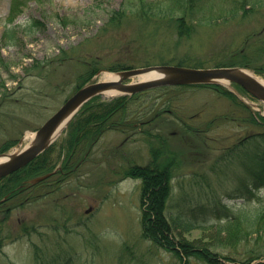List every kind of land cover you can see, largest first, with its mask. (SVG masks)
<instances>
[{
    "label": "rangeland",
    "instance_id": "1",
    "mask_svg": "<svg viewBox=\"0 0 264 264\" xmlns=\"http://www.w3.org/2000/svg\"><path fill=\"white\" fill-rule=\"evenodd\" d=\"M151 1L167 7L169 0ZM251 3L253 10L228 17L225 23H196L189 37H179L175 20L162 13L159 18L138 20L128 15L113 22L117 12L128 5L126 0H0V149L10 140L17 141L11 150L25 146L27 133L36 134L80 85L101 80L112 68L180 61L211 67L227 61L234 51L252 57L264 38V0ZM13 5L17 7L16 31L7 43L10 39L4 32ZM33 20L41 26L29 29ZM251 65L262 66L264 59ZM92 70L101 71L85 81ZM232 90L253 115L264 116L263 101L236 86ZM172 95L176 100L165 106L171 113L139 130L160 134L167 151L176 157L169 218L176 224L191 221L201 227L182 233L183 237L207 244L218 236L219 225L234 217L251 222L264 211V188L250 199L227 196L244 191L238 163L227 166L221 175L212 171L223 154L246 137L263 132L264 126L250 123L249 111L208 87L153 94L143 108L148 111L155 102V109L143 116L144 121L152 119L159 104ZM100 96L92 103L109 102L119 95ZM66 129L55 141L57 152L67 137ZM125 135L106 132L89 160L62 178L53 192L38 188L36 200L9 214L2 212L5 206L0 207V264H35L34 245L47 254L46 259L64 250L66 264H208L196 257L180 260L172 251L143 238L141 180H121L114 172L128 167L127 163L148 165L151 147L159 143L154 140L149 145L138 133L123 142ZM63 160L64 154L57 167L63 166ZM195 173L207 174L211 188L201 193L199 186H192ZM204 204L211 206L206 213ZM31 228L35 231H23ZM254 264H264V259Z\"/></svg>",
    "mask_w": 264,
    "mask_h": 264
},
{
    "label": "trees",
    "instance_id": "2",
    "mask_svg": "<svg viewBox=\"0 0 264 264\" xmlns=\"http://www.w3.org/2000/svg\"><path fill=\"white\" fill-rule=\"evenodd\" d=\"M126 1L128 5L125 6V9L117 12L113 22H120L128 15H133L138 20L159 18L161 17L160 13H162L163 16L165 15L175 20L177 35L179 37H189L193 29H195L196 23H217L220 20H223V23H225L228 17L234 18L240 12H246V10H253L255 8L254 4L251 3L253 0H169L166 1L168 3L167 7H163L164 3L160 1ZM16 15L17 7L13 5L8 22L12 23ZM28 26L29 29L39 28L41 22L33 20ZM15 31L16 26L14 25L6 28L4 32L5 38L8 37L10 39L7 43L12 42L11 39L14 38ZM243 52L234 51L227 61L219 62L215 66L251 67L257 72L264 74V65H251L264 59V38L258 41L252 57H247ZM180 62L176 65L190 66L188 63ZM192 67L202 68L203 66L196 65ZM112 70L117 71L121 69L112 68ZM95 72L97 70H92L85 81L90 79ZM190 87L213 88L234 104L249 111L248 107L239 101L235 94L219 85H197ZM184 88L187 87L181 89ZM173 89L179 88H156L131 96H122L109 102L92 103L98 98L93 99L83 107L76 119L70 124L68 135L59 146L58 152L56 145H52L26 167L0 180V199L9 192H13L9 196V201L15 196H18L17 193L19 192L16 188L24 180L52 172L56 168L58 160L64 154L62 172L58 171L55 176L39 185L44 188L45 193L53 192L59 187L62 178H68V172L73 170L71 164L75 157L85 159L86 153L91 150L94 143L108 130L118 131L128 136H133L137 133L143 134L148 140L156 138L161 141L160 147H154L151 150L152 160L150 164L147 166L130 164L128 167L115 171V174L121 180L135 178L140 179L142 182L140 202L144 237L172 251L180 260L184 257L188 259L196 257L208 264H250L254 260L264 259V211L251 222H245L236 217L228 221L226 225L219 226L218 236L207 244H203L200 241H188L184 238L176 240L175 234L177 226L184 228L183 230H191L193 228V224L190 221L185 224L180 223L176 225L166 215L169 201L173 196L172 178L173 167L176 161L172 156L167 157L164 161L162 160V156L166 153L162 149L165 144L163 138H159V135L153 134L151 131L140 132L139 130L141 127L139 126L140 124L143 123L142 126H145V123L149 121V119L144 121L143 116L152 113L156 105L155 102L148 103L151 107L147 111L143 108L146 99L148 102L150 100L148 98H151L153 94L157 92L164 94L166 91L170 92ZM176 98L177 96L174 95L166 98L162 104H159L156 113H161L160 106L163 104L169 106ZM139 117L142 119H138ZM249 122L264 126V116L257 115L256 117L250 112ZM194 132L196 133L197 131L194 130ZM14 144L15 141H7L2 145L0 151H6L14 146ZM245 155L247 158L244 157ZM237 163L242 168V177L245 178L244 181L241 180L244 191L240 194L231 193L228 196L230 198L240 197L250 199L254 195V192L264 187V130L261 133L247 137L245 142L228 150L216 161L212 167V171L215 175H221V172L227 166ZM191 182L192 186L196 188L199 186L198 191L201 192H204L206 187L211 188L212 185L208 180L207 174H195L192 176ZM222 185V182L218 183V186ZM35 189L36 187H32L27 191L33 193ZM31 197L33 199L34 195L31 194ZM10 209L9 207V209L6 211L3 210L2 212L9 214ZM23 231L29 234V232L35 231V229H23ZM46 255H44L42 249L34 245L35 264H64L68 262V258L64 256V250L60 252L58 250V255L54 258L50 257L46 259Z\"/></svg>",
    "mask_w": 264,
    "mask_h": 264
},
{
    "label": "water",
    "instance_id": "3",
    "mask_svg": "<svg viewBox=\"0 0 264 264\" xmlns=\"http://www.w3.org/2000/svg\"><path fill=\"white\" fill-rule=\"evenodd\" d=\"M156 71L160 76L156 79L127 84L126 80L140 77ZM221 82L240 85L248 93L264 101V86L253 76L241 68H214L192 69L177 66H155L124 70L119 73L118 80L102 81L90 84L78 90L66 103L37 131L33 143L11 156L5 161H0V179L9 176L15 171L25 167L36 157L42 154L53 143L55 133L62 121L71 113L74 114L92 97L101 92L115 88L124 94H134L147 89L160 86H179L210 84ZM4 156V155H2ZM50 175L36 178L31 183L40 182Z\"/></svg>",
    "mask_w": 264,
    "mask_h": 264
},
{
    "label": "bare ground",
    "instance_id": "4",
    "mask_svg": "<svg viewBox=\"0 0 264 264\" xmlns=\"http://www.w3.org/2000/svg\"><path fill=\"white\" fill-rule=\"evenodd\" d=\"M246 71V70H245ZM248 72L251 76H253L257 81H259L263 86H264V79L258 75H256L255 73L251 72V71H246ZM160 75L157 72H151L148 73L144 76H141L137 81H146V80H150V79H156L158 78ZM119 78V74H112V73H105L103 74V76L101 77L102 81H115L118 80ZM223 85L227 86L228 88L233 89L232 84H228L227 82H221ZM103 96L105 97H113V96H117L120 95L121 92L117 89L114 88H109L105 91H103L101 93ZM73 113H71L69 116H67L62 123L60 124L59 128L57 129L56 133H55V138L59 137L60 134L62 133V131L66 128V126L68 125L69 121L72 119L73 117ZM35 139V134L34 133H27V135L25 136V146H21L19 148L14 149L12 152L5 154L4 156H0V161H5L7 159H9L11 156L18 154L20 151L24 150L25 148L29 147L33 141Z\"/></svg>",
    "mask_w": 264,
    "mask_h": 264
}]
</instances>
